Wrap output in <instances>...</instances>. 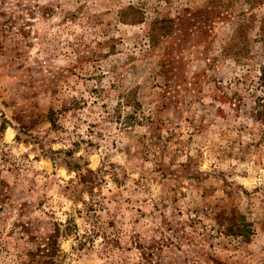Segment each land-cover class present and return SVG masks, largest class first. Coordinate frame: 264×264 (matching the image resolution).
I'll return each instance as SVG.
<instances>
[{
  "label": "rangeland",
  "instance_id": "obj_1",
  "mask_svg": "<svg viewBox=\"0 0 264 264\" xmlns=\"http://www.w3.org/2000/svg\"><path fill=\"white\" fill-rule=\"evenodd\" d=\"M217 5L0 0V264H264V41L222 55L250 9ZM185 11L207 19L150 44Z\"/></svg>",
  "mask_w": 264,
  "mask_h": 264
},
{
  "label": "trees",
  "instance_id": "obj_2",
  "mask_svg": "<svg viewBox=\"0 0 264 264\" xmlns=\"http://www.w3.org/2000/svg\"><path fill=\"white\" fill-rule=\"evenodd\" d=\"M241 1L248 5V9H250V11L249 13L242 11L240 13L241 15H236L235 20L232 22L235 25L233 33L226 45L222 47V55L232 57L236 62H242L244 61V58L246 59L250 57L248 32L251 25L254 24L253 22H258V36L261 41H264V0ZM212 3L214 8H211V11L214 14V17H220V14H222L225 10H221V8L218 7L217 4L220 3V0H211V7ZM220 5L222 7L224 6L223 3ZM255 7H261L263 9V12L260 16H256L255 11L253 10ZM203 12V10H200L197 13L202 15ZM186 13V11L185 13L178 12L174 17L156 16L153 18L150 22L147 34L150 44L153 46L158 44L162 37L171 34L175 29H184L186 31V28H188V25L186 24H191V20L194 22H199L198 24L193 23L192 25H196L198 28H201V23L205 21L204 19H207L203 17L202 20L195 21L196 18H200V15L194 12L189 13V15H186ZM120 18L122 21L127 23H140L143 22L145 18V11L142 9V7L130 4L120 11ZM256 77V88L264 89V62L259 63ZM132 94L133 93L128 92L126 94L127 96L125 95L122 103L118 105L125 104L131 106L133 113L130 114V117H134L135 120H137V110L140 109V103L133 97ZM254 110L255 117L264 123V93L256 97V107ZM141 118L145 119L146 116L142 115ZM122 123L124 126H126V124L129 122L126 120L122 121Z\"/></svg>",
  "mask_w": 264,
  "mask_h": 264
}]
</instances>
